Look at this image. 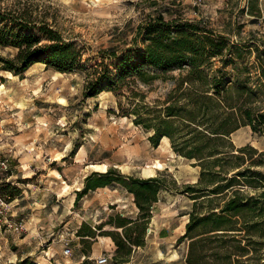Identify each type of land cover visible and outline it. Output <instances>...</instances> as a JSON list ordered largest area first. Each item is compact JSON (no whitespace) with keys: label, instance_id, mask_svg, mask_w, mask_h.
I'll list each match as a JSON object with an SVG mask.
<instances>
[{"label":"rangeland","instance_id":"1","mask_svg":"<svg viewBox=\"0 0 264 264\" xmlns=\"http://www.w3.org/2000/svg\"><path fill=\"white\" fill-rule=\"evenodd\" d=\"M17 0H4L11 4ZM54 16L65 37L85 47L84 70L60 72L44 63L23 75L0 69V144L10 156L11 171L0 173V193L11 201L20 232L0 227V264H186L184 234L192 200L179 189L196 182L200 167L178 154L167 137L155 145L152 130L134 122V114L119 108L111 91L85 97L87 71L101 60L100 51L121 49L132 42L136 27L163 12L167 19L203 20L232 40L264 48V0H32ZM255 14H259L255 15ZM258 16V17H256ZM258 18V19H253ZM253 53L243 63L253 66ZM16 49L0 47V55ZM179 70L173 71L178 74ZM255 76V68H252ZM172 79H158L146 102L163 100ZM264 106V86L253 82ZM128 107V102L123 99ZM237 146L252 144L264 150V136L250 126L232 133ZM111 166L124 175L159 177L163 189L146 224L144 244L118 251L115 237L124 236V218H136L134 194L119 182L89 190L76 200L93 171ZM93 232V233H92ZM138 232V230H136ZM92 234L93 236H91ZM247 243L245 233L239 236ZM67 244L73 254L66 256ZM250 257L257 256L250 246ZM264 256V245L259 250ZM249 264H260L251 258Z\"/></svg>","mask_w":264,"mask_h":264},{"label":"trees","instance_id":"2","mask_svg":"<svg viewBox=\"0 0 264 264\" xmlns=\"http://www.w3.org/2000/svg\"><path fill=\"white\" fill-rule=\"evenodd\" d=\"M256 4L253 0V13ZM52 17L32 0H0V47L16 49L13 56L0 55V69L21 76L40 62L60 72L84 70L85 47L65 37ZM135 31L129 45L100 51L101 60L86 70L84 96L113 92L120 109L153 131L155 145L168 137L178 154L200 167L198 180L179 189L193 201L185 213V232L178 238V243H188L186 264H249L251 258L264 264L259 252L264 245V150L250 143L237 146L231 137L243 126L264 136V106L253 86L255 80L264 86V48L240 45L203 20L167 19L163 12ZM253 46L251 67L242 59L253 53ZM158 79H172L173 86L163 100L149 104L141 85ZM113 182L133 193L139 208L135 219L121 221L124 236L115 237L118 251L130 252L132 246L144 244L163 181L153 175H124L111 166L88 175L76 200ZM243 233L246 244L239 238ZM251 245L257 256L250 257Z\"/></svg>","mask_w":264,"mask_h":264},{"label":"built area","instance_id":"3","mask_svg":"<svg viewBox=\"0 0 264 264\" xmlns=\"http://www.w3.org/2000/svg\"><path fill=\"white\" fill-rule=\"evenodd\" d=\"M10 156L9 152L0 144V173L11 171ZM12 207L11 201L7 200V198L0 193V227L5 226L9 230L20 232L23 230L24 224L22 221H16L14 219L15 214ZM63 253L66 256L73 254V249L70 244H67ZM96 260L98 264H107L110 261V257L107 254H102Z\"/></svg>","mask_w":264,"mask_h":264},{"label":"bare ground","instance_id":"4","mask_svg":"<svg viewBox=\"0 0 264 264\" xmlns=\"http://www.w3.org/2000/svg\"><path fill=\"white\" fill-rule=\"evenodd\" d=\"M4 88H0V92L3 90ZM166 138H163L162 141H164Z\"/></svg>","mask_w":264,"mask_h":264}]
</instances>
